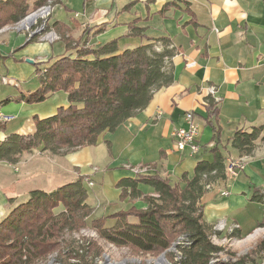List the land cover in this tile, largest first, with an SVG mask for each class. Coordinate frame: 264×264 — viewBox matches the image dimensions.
I'll list each match as a JSON object with an SVG mask.
<instances>
[{
  "label": "crops",
  "instance_id": "obj_1",
  "mask_svg": "<svg viewBox=\"0 0 264 264\" xmlns=\"http://www.w3.org/2000/svg\"><path fill=\"white\" fill-rule=\"evenodd\" d=\"M52 11L48 31L58 33L53 25L60 24L72 46L81 39L91 48L116 41L118 53L147 43L168 47L173 82L158 89L143 110L99 133L94 146L64 156L50 154V171L36 164L35 154H43L38 149L16 165L0 162V221L29 192L43 190L37 186L56 182L57 188L79 177L89 178L83 186L92 218L131 206L143 209L139 198L120 199L118 181L134 179L136 168L172 183L185 174L191 179L197 161L212 160L208 150L218 146L228 158L225 163L237 165L234 174L225 172V179L215 181L203 195V219L214 229L222 224L219 234L226 239L253 234L264 222V203L252 200L255 192L264 194V141L255 142L251 155L240 156L229 139L237 130L264 125V0H60ZM69 52L62 39L29 41L25 32L0 29V115L10 118L0 125V144L11 134L32 133L33 117H50L68 105L62 91L39 104L19 98L40 86L37 63L44 68L47 61ZM210 86L216 88L214 95L208 92ZM211 101L215 115L206 107ZM187 112L199 127L200 151L195 156L179 151L172 136L186 125ZM58 176L66 182L58 183ZM97 184L98 190L89 194L87 188ZM139 189L154 194L147 185ZM263 258L248 264H261Z\"/></svg>",
  "mask_w": 264,
  "mask_h": 264
},
{
  "label": "trees",
  "instance_id": "obj_2",
  "mask_svg": "<svg viewBox=\"0 0 264 264\" xmlns=\"http://www.w3.org/2000/svg\"><path fill=\"white\" fill-rule=\"evenodd\" d=\"M59 1L0 0V29L16 25ZM53 28L61 32L55 33L64 41L66 51L72 52L47 61L41 69L42 64L37 63L40 86L19 99L28 105L39 104L62 91L67 95L68 105L58 108L50 117H33L32 133L9 135L0 144V162L16 165L37 149L64 156L94 146L99 133L143 110L158 89L173 82L168 70L172 53L166 46L159 49L147 43L120 53L116 41L91 48L80 39L72 46L60 24L55 23ZM47 30L48 25L44 28ZM36 38L38 35L34 34L28 39ZM206 107L210 115L216 114L212 101ZM257 140L264 141V125L233 132L229 144L240 156H249ZM221 149L218 146L209 149L212 160L197 161L191 179L185 174L178 183H172L157 174H137L134 179L118 181L120 199L139 198L145 203L143 209L131 206L92 218L93 208L87 203L83 186L86 177L50 192L32 190L25 202L15 205L0 221V264H33L54 252L68 263L97 264L93 243L71 239L73 234L87 228L108 244L141 255L156 256L180 238L182 245L177 246L179 256L174 264L213 263L224 251L212 243L211 236L217 233L203 219L201 199L215 181L226 177L228 158ZM142 184L151 187L154 194H143L139 189ZM252 200L264 203V194L255 192ZM230 237L236 235L232 233ZM170 255L173 259V254ZM256 257H264V238L251 255L225 264L253 263Z\"/></svg>",
  "mask_w": 264,
  "mask_h": 264
},
{
  "label": "rangeland",
  "instance_id": "obj_3",
  "mask_svg": "<svg viewBox=\"0 0 264 264\" xmlns=\"http://www.w3.org/2000/svg\"><path fill=\"white\" fill-rule=\"evenodd\" d=\"M51 12L54 13V11H51ZM35 13L28 15L25 19L21 21V23L18 26L24 27V26H28L31 23H34L33 18H31V21L29 22H27V20L30 16L35 15ZM36 16L38 17V15ZM13 26H11V29L14 30ZM6 83H8V81ZM50 157L52 156L50 155L49 151H45V152L43 151V154L41 153L35 154L34 160L35 159L39 160V161H36V164L40 165L38 167L44 168L46 171H50L52 170V166L50 165V162L48 160V158ZM57 178L58 179L60 178L59 180L60 182L58 183H64L67 180L66 177L62 178V176H58ZM55 183L56 182L54 183L47 182L37 187L43 189L44 191L50 192L54 190V188H56L57 185H54ZM98 188L99 187L97 184L95 185L94 188L88 187L87 191L89 194H91L92 192L97 191ZM26 200L27 198L18 200L17 204L25 202ZM217 226H216L217 235H212L211 240H212V243L216 244L217 246L222 247L224 253L222 252L221 254L218 255V258L214 260V264H219V263L225 264L231 261H235L237 258L244 257L247 254L251 255V253L254 251L256 244L261 239L264 238V222L253 234L248 236V237L254 236V238H252L250 242H247L244 244L243 242L248 237L241 238V239H236V238L226 239V238L220 237L219 233L223 230L224 226L222 224L221 226H218V227ZM72 238H75V240H78V241L86 240V241L93 243L92 250L98 254V256H96L97 264H162V263L163 264H174L175 260H177L179 256L177 246L182 245L181 244L182 240L178 238L172 243V245L167 251L157 254L155 256V255H141L137 253L136 251L129 249V248L114 247L108 244L107 242L103 241L101 238L99 239L97 234L94 231H92L91 228L85 229L84 233L73 234L71 239ZM170 254H173V259L169 258L171 256ZM62 258L59 255H57V252H54L48 255L46 258H42L33 264H74L72 262L68 263L65 261L66 259L64 258L62 259Z\"/></svg>",
  "mask_w": 264,
  "mask_h": 264
},
{
  "label": "built area",
  "instance_id": "obj_4",
  "mask_svg": "<svg viewBox=\"0 0 264 264\" xmlns=\"http://www.w3.org/2000/svg\"><path fill=\"white\" fill-rule=\"evenodd\" d=\"M52 11V6L48 5L45 6L39 10H37L35 13V15H32L31 17L34 19V23L29 24L28 26H18L21 22H19L18 24L14 25V30L15 31H22L25 32L27 34V37L30 38L32 35H38V38H40L41 40H48V41H55L57 39H59V36L56 35V33L54 32H49L44 31L45 26L47 25L48 19L50 17V13ZM38 15V17L36 16ZM31 17L28 18L27 22L31 21ZM193 66V63L188 64V67ZM3 83L7 82L6 78H2ZM216 91V88L214 86H210L208 88V92L211 95H214ZM10 118L8 117H3L0 115V121L6 122L8 121ZM185 122L186 125L183 127H179L176 128L173 133V139L175 141L176 144V148L179 151H187L188 154L190 156H195L196 154L199 153L200 151V146L198 144L197 141V137H198V132H199V127L197 125V123L193 118V114L192 112H187L185 114ZM236 162H233L232 160H228L227 164H226V172L229 173H235L234 172V168L236 166ZM134 170V174H142L143 172L140 169H133ZM85 181L88 182V180L86 179ZM89 185H92L89 182ZM209 188V187H208ZM222 195H226V193H223ZM218 226H221V224H219ZM217 226V227H218ZM215 231L217 230L216 227L214 229ZM85 230H82L80 233H84ZM262 264H264V258L261 261Z\"/></svg>",
  "mask_w": 264,
  "mask_h": 264
},
{
  "label": "bare ground",
  "instance_id": "obj_5",
  "mask_svg": "<svg viewBox=\"0 0 264 264\" xmlns=\"http://www.w3.org/2000/svg\"><path fill=\"white\" fill-rule=\"evenodd\" d=\"M31 17V16H30ZM32 18V17H31ZM258 234V233H257ZM252 238H254V236H251V237H248L244 242H243V244L244 243H247V242H250V240L252 239ZM163 264V263H162Z\"/></svg>",
  "mask_w": 264,
  "mask_h": 264
},
{
  "label": "water",
  "instance_id": "obj_6",
  "mask_svg": "<svg viewBox=\"0 0 264 264\" xmlns=\"http://www.w3.org/2000/svg\"><path fill=\"white\" fill-rule=\"evenodd\" d=\"M29 63H32L31 61H28ZM211 264H214V262L213 263H211Z\"/></svg>",
  "mask_w": 264,
  "mask_h": 264
}]
</instances>
